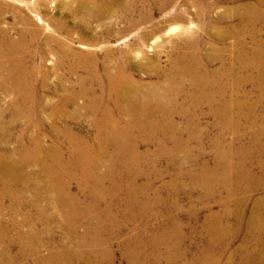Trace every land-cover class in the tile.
Listing matches in <instances>:
<instances>
[{
	"label": "bare ground",
	"instance_id": "obj_1",
	"mask_svg": "<svg viewBox=\"0 0 264 264\" xmlns=\"http://www.w3.org/2000/svg\"><path fill=\"white\" fill-rule=\"evenodd\" d=\"M223 1L0 0V264H117L116 250L128 264H264V125L248 88L263 79L264 0ZM49 2L85 33L31 27L25 8ZM8 12L26 23L17 38ZM122 21L142 33L115 49ZM156 37L168 65L146 49ZM85 118L86 132L71 125Z\"/></svg>",
	"mask_w": 264,
	"mask_h": 264
},
{
	"label": "rangeland",
	"instance_id": "obj_2",
	"mask_svg": "<svg viewBox=\"0 0 264 264\" xmlns=\"http://www.w3.org/2000/svg\"><path fill=\"white\" fill-rule=\"evenodd\" d=\"M2 2L4 1V2H7V0H1ZM9 1V0H8ZM213 3H216L217 4V8H218V10H222V9H224V6H226L229 2H227V1H223V0H211ZM233 4V3H232ZM54 5H55V7H54ZM23 6H24V8L26 7L24 4H23ZM49 6H51V7H49ZM48 7V8H47ZM32 8V9H31ZM30 9L29 8H25V12L29 15V17H31L32 18V20H33V24L32 25H30L31 27H36V26H39V27H41V31H42V33H57V31L56 30H58V25L60 24V23H64L65 25H66V27L68 28V30H70L71 31V33H75V34H77V33H85L84 31H82L80 28H79V21L77 20V19H74V18H72L71 16H67V17H60V15H61V13H62V9H59V6L57 7V4L55 3L54 4V2H49L48 3V5L45 7V5H43V6H41V7H36V8H33V7H31ZM54 8V9H53ZM33 9L35 10V11H37V13H40V14H43V13H51V12H54V13H56V19L55 20H51V21H47V24L46 23H43V22H41L40 20H39V18L35 15V13H34V11H33ZM28 12H27V11ZM161 15H157V17H160ZM17 17V18H16ZM72 18V19H71ZM18 21V22H17ZM3 22H4V24H3ZM22 21L19 19L18 20V16L15 14V13H13V12H8V13H6L5 14V16H4V19H3V21H2V23H1V25L3 26V27H6V29H8L9 30V32L10 33H12V35L14 36V37H18L17 35V33H18V31H19V29L21 30V29H24L25 28V26H26V23H24V22H22ZM83 22V21H82ZM24 23V24H23ZM48 24H50V25H48ZM127 24V22L126 21H122V22H120L119 24H117V26H116V28H117V30H116V33H119L118 34V36H113L112 37V45H113V47L115 48V49H119V48H125V47H128V45H129V43H131L135 38H137L138 37V35H139V33H142L141 31L142 30H133V29H131V30H127V31H120L119 29H121L123 26H125ZM146 25H148L149 26V28H148V30H150V28H151V26H150V23H147ZM8 26V27H7ZM106 26V24H100L99 25V27L100 28H103V27H105ZM18 27H19V29H18ZM17 28V29H16ZM93 28H95V29H97V30H99V28L98 27H93ZM54 29H55V31H54ZM86 33H89V32H86ZM166 33H168V35H166L165 37H170L171 35H175L176 33H179V29H173V31H171V29L170 30H168V31H166ZM205 35H203V33H199V36H198V38H200V39H202L203 37H204ZM163 37H156L155 39L154 38H152V39H150V41H149V44H148V46L146 47V49H147V51H148V53L149 54H154V53H156V51H158V52H161V54H162V59H163V62H162V64H164V65H168L169 64V61H168V55H169V52H170V48H168V47H166V46H162L161 44L159 45V46H157L156 47V45H157V43H159V42H163ZM151 41H153V42H151ZM155 41V42H154ZM159 41V42H158ZM225 43H229L230 42V40H225L224 41ZM77 45V47L78 48H82V49H84V50H88V49H90L91 47H85V46H83V45H79V44H76ZM155 45V46H154ZM51 60V61H50ZM53 58H49L48 60H47V64H48V66H50V65H52L53 64ZM138 60V59H137ZM136 67V66H135ZM134 67V70H135V72H137V73H141V74H144L145 72H143L142 71V69L141 68H135ZM263 79H262V83H260V84H258L257 82L256 83H250L249 85H248V88L249 89H253L254 90V92H253V96H252V100L253 101H255V102H257L256 103V111H257V114H258V118L260 119H258V121H259V123L261 124L262 123V125H264V67H263ZM151 73H154L155 72V70H151L150 71ZM3 80H5V75L3 74V73H0V88H1V85L3 86ZM56 81V79H55V77H54V75L50 78V84H52V83H54ZM263 84V85H262ZM251 86H252V88H251ZM256 86V87H255ZM259 86V87H258ZM262 86H263V88H262ZM262 89V90H261ZM259 90V91H258ZM261 91V92H260ZM3 91L0 89V110H3V107H4V104H5V106L7 107L6 109H8V106H7V103L6 102H8V100L10 99V98H12V95L11 94H9L8 93V97L7 96H5L6 95V93L4 92L3 94ZM262 95V96H261ZM259 96V97H258ZM262 98V99H261ZM260 99V100H259ZM11 100V99H10ZM251 100V101H252ZM257 100V101H256ZM259 100V101H258ZM260 106V107H259ZM260 111V112H259ZM7 112L8 113H10L8 110H7ZM7 113V114H8ZM10 115L11 114H8V116L10 117ZM48 113L47 112H44V116L45 117H47L46 119L48 120V121H50L49 120V117H48ZM263 115V116H262ZM262 116V117H261ZM82 117H84V116H82ZM80 118V116L78 117V118H76V120L77 119H79ZM23 119V118H22ZM45 119V120H46ZM24 120V119H23ZM46 120V121H47ZM52 120V119H51ZM76 120H72L71 121V125L72 126H74V128L76 129H78V126H80V127H83V129L85 130V132H86V130L87 129H89V126H88V124H87V121H86V118L84 119L85 121L84 122H86L85 124H80L78 121H76ZM46 122V124H45V127H49V124L48 123H50V122ZM20 120L18 121V124H19V126H18V128L17 129H14V132L17 134V133H20ZM61 123H62V121H61ZM45 130H47V128H45ZM91 131V130H90ZM12 133V136H11V138H13L14 137V135H16L15 133ZM44 132H48V131H44ZM93 133V131H91L90 132V134L91 135H93L92 134ZM14 144H15V142L11 139V141L9 142V148L13 145L14 146ZM0 148H1V146H0ZM208 157H211V155L209 154L208 155ZM264 158V157H263ZM27 169H29V168H27ZM30 179V180H29ZM28 180L29 181H32L33 183L35 182V181H33L32 180V178H29ZM37 179H39V177H37ZM27 180V181H28ZM25 181L26 180H24V184H25ZM26 181V182H27ZM39 182H41L40 181V179L38 180ZM74 186H75V183H74ZM34 187H35V185H34ZM33 189L34 188H32L31 189V191H28V193L27 194H29L28 195V197H31V196H33V193H35L34 191H33ZM32 195H31V194ZM193 194H198V193H193ZM183 197H185L184 195H183V193L179 196V200H180V202H183V204H185V206H187L188 207V203L189 202H187L188 201V199L186 198H183ZM32 198V197H31ZM26 199V198H25ZM183 200V201H182ZM186 202H187V204H186ZM8 205L10 204L9 202H6ZM216 208H218V207H216ZM24 209H26L25 211H27L28 209H30V207H27V208H24ZM23 209V210H24ZM203 212V213H202ZM187 212H185L184 214H180V217L181 218H183V219H186L187 217H188V213L186 214ZM204 214V215H203ZM205 214H206V211L204 210L203 211V208H201L200 210H199V213H198V218H197V220H201V221H203L202 219H204V217H205ZM194 222H195V219L193 220V219H191L190 218V220H188L187 221V223H185V227H184V230L188 233V235H191V231H193V227L195 226V224H194ZM37 226H38V229H42V227H44L45 226V223H41V221H38V219H37ZM191 226V227H190ZM197 226H198V223H197ZM40 227V228H39ZM197 229H199V230H201L200 229V227H197ZM62 232L61 231H57L56 232V237H61V234ZM244 231H242L241 233H240V235L238 236V238L236 239V240H233V242H232V248L234 247H236V246H238L239 245V243L241 242V240H242V238H243V236H244ZM242 234H243V236H242ZM201 241L199 240H195L194 242H191V243H189V245H190V247L192 248V249H195L198 245H199V243H200ZM195 243V244H194ZM238 243V244H237ZM13 247H15V246H13ZM195 247V248H194ZM252 248H254V246H252ZM13 250H15V248L13 249ZM46 252V251H45ZM120 253V254H119ZM116 263L117 264H128L127 263V260H125L124 258H123V256H122V253L119 251V250H116ZM15 261H18V260H15ZM12 264H16V262H13ZM182 264V263H181Z\"/></svg>",
	"mask_w": 264,
	"mask_h": 264
}]
</instances>
